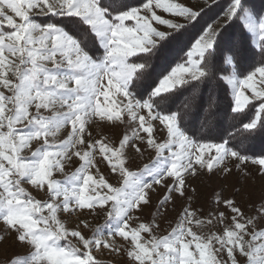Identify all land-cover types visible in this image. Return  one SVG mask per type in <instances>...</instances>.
<instances>
[{"label": "snow or ice", "instance_id": "obj_1", "mask_svg": "<svg viewBox=\"0 0 264 264\" xmlns=\"http://www.w3.org/2000/svg\"><path fill=\"white\" fill-rule=\"evenodd\" d=\"M202 11L163 0H0V246L21 250L0 264H102L106 255L126 264H264V195L253 201L235 187L205 212L189 183L251 175L249 165L264 178V157L229 139L194 138L191 127H213L215 89L224 87L226 114L239 121L230 139L264 134V17L231 0L222 25L202 27L180 48L181 62L155 73ZM236 19L258 37V51L235 34L225 41ZM245 55L259 57L246 74ZM122 128L118 140L109 134ZM146 152L150 161L133 171V157ZM98 216L104 225L86 234Z\"/></svg>", "mask_w": 264, "mask_h": 264}, {"label": "trees", "instance_id": "obj_2", "mask_svg": "<svg viewBox=\"0 0 264 264\" xmlns=\"http://www.w3.org/2000/svg\"><path fill=\"white\" fill-rule=\"evenodd\" d=\"M142 0H132L135 5L141 4ZM231 0H217L208 8L202 11L199 18V23L195 28L191 29L190 35L184 38V41L180 44H173L161 54V56L156 61L155 73L159 76L161 73H165L166 70H170V67H174L175 63L181 62V58L184 56V52L180 51V48L187 43L188 39L194 37L202 27L212 23L218 17H220L226 9L229 7ZM244 7L248 9L249 13L253 15L257 20L264 17V0H243ZM37 21L47 20L48 22H53L58 18H46V17H35ZM235 34L240 37L245 43L246 49H252L258 51L256 47L257 43L254 42L253 36L244 27V22L242 20L236 19L228 32L225 33V41L231 39L232 35ZM259 62V57L255 59L248 55H245L241 59V67L245 70V74L252 70L250 66H255ZM243 78V77H241ZM158 83V80L156 81ZM216 95L219 97L218 106L220 108V115L217 121L214 123L213 127L209 129H199V124L193 122L191 125L192 130L195 131L196 135L194 138L199 139L201 136L207 138V142H222L223 139H229L230 146H236L239 151L243 154L251 157H264V146H258L260 140L264 138V134H254L244 141L243 144L238 143L237 140H232L229 137V133H235V125L239 124V121L232 119V114L226 111L229 107V100L231 98V89H228L227 99L225 98L224 87H217L215 89ZM205 98H207L208 93H204ZM254 112V109H251ZM219 127H221L220 130ZM105 264V263H102Z\"/></svg>", "mask_w": 264, "mask_h": 264}, {"label": "rangeland", "instance_id": "obj_3", "mask_svg": "<svg viewBox=\"0 0 264 264\" xmlns=\"http://www.w3.org/2000/svg\"><path fill=\"white\" fill-rule=\"evenodd\" d=\"M215 1L217 0H163V2L165 3L179 2L186 6H191L196 10H199L200 8H203V10H205L206 8L209 7V5H211ZM157 14L161 15L163 18H168V14L164 13L160 9L157 10ZM223 15L224 13L210 24H213L214 26L222 25ZM251 35L253 36L254 42L257 43L258 37H255L253 34ZM246 94L250 95V93H246ZM220 129L221 127H219L218 130ZM124 130L125 129L123 128L116 129V130L111 131L109 134L114 139L118 140L121 137V134ZM105 131L108 132L107 129ZM158 135L163 136L164 133H158ZM258 146H264V138L260 140V143ZM151 158H152V153L150 152H146L142 157L140 156L133 157L132 163L129 165V167L133 171H135L139 167H142L143 164L148 163ZM75 166L76 165H74L72 169H69V171L74 170ZM102 171H105L107 173L106 168L102 167ZM249 171L251 172V175H247V176H245V174L243 173H238L234 170L232 175L228 176L227 178H212L211 180H209L206 177H202L200 179L189 181V183L195 186L196 188V195H195V199L193 202L194 206L201 207L205 212L208 211L210 208H215L216 207L215 201L218 197V194H222L223 197H228L232 193L235 187H239L242 189L243 192L248 193L251 196L253 201L259 200L261 196L264 195V178L260 177L258 173L256 172L255 167L251 165H249ZM112 182L115 183L114 180ZM33 195L37 199H43L41 195H38L35 193H33ZM158 195L162 197L163 190H160V193ZM158 195L154 194L152 197L153 206H155L158 202ZM167 208H168L167 215L169 218H172L176 215V211H179L180 209L179 202H177L176 211H172L170 204L167 206ZM142 216L147 218L149 216V210H146L144 213H142ZM104 221H105V218L103 216H98L95 218L89 217V229L85 230L86 234H90L91 231L95 229L97 226H103ZM69 226L71 227V225ZM167 226H168L167 221H163L161 223L162 229L166 230ZM0 235H3V233H0ZM16 251H21V250L15 248L10 243V241L0 246V261L4 259L5 255L10 256L12 255L13 252H16ZM100 259L102 263H105V264H126V261H127L126 256L121 258V257H110L106 255L104 257H100Z\"/></svg>", "mask_w": 264, "mask_h": 264}]
</instances>
